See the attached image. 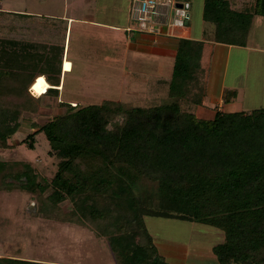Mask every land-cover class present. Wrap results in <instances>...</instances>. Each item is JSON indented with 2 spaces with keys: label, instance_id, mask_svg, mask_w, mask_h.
<instances>
[{
  "label": "trees",
  "instance_id": "trees-1",
  "mask_svg": "<svg viewBox=\"0 0 264 264\" xmlns=\"http://www.w3.org/2000/svg\"><path fill=\"white\" fill-rule=\"evenodd\" d=\"M253 15L264 17V0L240 11L226 0L202 3L214 43L243 46ZM35 49L0 40V149L11 146L20 115L35 112L39 98L60 87V73L52 78L32 70ZM201 49L200 41L177 40L169 79L149 86L164 94L163 103H60L62 114L21 141L31 150L42 133L48 154L57 159L51 178L38 179L26 162L0 161V191L27 192L37 212L104 238L113 264H166L144 217L221 231L222 242L211 248L216 264H264V108L225 112L213 106L211 119L196 118L191 109L204 96ZM40 78L45 87L39 93ZM32 85L41 96L28 95ZM0 264L53 263L1 256Z\"/></svg>",
  "mask_w": 264,
  "mask_h": 264
},
{
  "label": "rangeland",
  "instance_id": "rangeland-1",
  "mask_svg": "<svg viewBox=\"0 0 264 264\" xmlns=\"http://www.w3.org/2000/svg\"><path fill=\"white\" fill-rule=\"evenodd\" d=\"M226 1L230 7L234 0ZM240 1L247 3L248 7L253 5V0ZM131 2L0 0V40L34 45L36 49L31 68L37 73L43 72L44 77L56 78L61 74L64 60L71 67L63 71L56 93L39 98L35 112L20 115L19 128L9 141L11 146L0 149V161L26 162L34 169L38 179L47 181L55 171L57 159L48 154L42 133L34 136L31 150L26 149L21 141L44 122L62 114L64 107L60 103L86 106L109 100L127 107H145L165 101L164 94L156 95L155 99H152V95L144 94L151 93L149 84L170 76L172 47L166 50L165 55L151 53L144 57L142 53L133 55L128 50V43L131 42L124 28L136 27V23L127 19L130 17ZM180 3L189 19L182 28L174 27V34L180 38H187L190 34L195 40L210 36L213 25L200 17L203 0H181ZM110 26L117 27V30ZM118 34L123 36L120 41L117 40ZM206 57L204 49L202 58L205 67ZM233 57L238 56L232 54L228 62L225 88L221 93L222 99L227 101L221 105L223 111L248 112L264 108L262 94L255 91V97H251L248 92L251 83L249 75H241V64ZM212 65L211 70L215 72L214 76L211 74L215 78L212 82L218 86L221 75L217 72L221 68ZM44 84L43 80L40 83L38 79L36 91L45 87ZM234 84L238 88L235 97L230 94L233 90L228 88ZM211 106L213 103L208 91L203 107L209 112H203L199 119L212 116V110L208 109ZM193 109L191 112L194 114ZM61 208L66 210L67 204H62ZM143 223L166 264H216L211 248L222 242L221 231L202 224L164 218L144 217ZM1 256L41 259L53 264L114 263L104 238H96L90 231L63 222L51 214L37 212L34 197L19 190L0 191Z\"/></svg>",
  "mask_w": 264,
  "mask_h": 264
},
{
  "label": "crops",
  "instance_id": "crops-1",
  "mask_svg": "<svg viewBox=\"0 0 264 264\" xmlns=\"http://www.w3.org/2000/svg\"><path fill=\"white\" fill-rule=\"evenodd\" d=\"M247 6H248L247 3L241 2L240 0H234L230 5V7L236 11H240L241 9ZM236 7L240 9L238 10ZM128 18L130 20L129 16L127 17V19ZM110 27H112L113 30L114 28H116L115 30H117V27L114 26H110ZM127 28H131V27L124 28V32L128 34L127 38L131 42L128 43V50L133 52V55L142 53L143 57L145 55H151V53H156L158 55H165L166 50H169V48L171 47L173 53L175 50L177 40L183 39L180 38L178 34L177 35H175L176 33L174 34V27H162L159 35H150L135 31H126ZM211 35L206 37L203 36L201 38H198L197 40L191 37L190 34L187 38H184L193 41H200L202 43V49L199 60L200 73L198 75V78L200 83L202 84L204 96L202 99V105L196 106L193 109L194 116L196 115L197 117L196 116L195 117L198 119H199V115H204L203 112L205 111L209 112V110H204L203 107V100L206 96V93H208V91L211 94L213 106H215L217 110L223 111L221 105H223V103H226L227 101L222 99L221 93L224 90L223 88H225L224 78H226V74L228 72L227 71L229 64L228 62L230 61V58L234 53H236L238 57L237 58L233 57V59L239 60V64H241L243 70L241 75L244 77H247L249 75L251 82L248 85L249 94H251V97L254 98L255 97L254 95L256 94L255 91H257L262 94L261 100L264 101V17L259 15L252 16L246 32L245 44L243 46L214 43L210 40ZM117 38H118L117 40L120 41V39H123V36L118 34ZM209 45L210 47H208ZM204 49H206V55L208 56V58L206 57V63H205L206 67L203 63V58H202ZM212 63L216 64L217 67L219 66L221 68L220 72L219 71L217 72V74L221 75L218 86H215L214 83L212 82V79H215L213 78L215 72L211 70L213 68ZM68 65L69 62L67 60H64L63 61L64 72H66L68 68L71 69V67L70 66L68 67ZM63 71H61V74H59V78H60L59 84L61 83V76ZM211 74H213V76ZM169 77L167 79H169ZM156 81H160V80H156ZM153 83L149 85H153ZM206 85L207 88H205ZM228 88L230 90H233L231 93L233 94L234 97L238 95V91H237L238 88H236L235 84L229 86ZM159 94L161 93L151 91L150 94L145 93L144 95H152L154 96L152 99H155V96ZM211 107H209L208 109H211ZM234 112H238V111H234ZM212 115H213V111H212ZM211 118L212 116L205 120H209Z\"/></svg>",
  "mask_w": 264,
  "mask_h": 264
},
{
  "label": "built area",
  "instance_id": "built-area-1",
  "mask_svg": "<svg viewBox=\"0 0 264 264\" xmlns=\"http://www.w3.org/2000/svg\"><path fill=\"white\" fill-rule=\"evenodd\" d=\"M177 4L175 0H132L130 20L136 23V27L126 31L159 35L162 27H183L189 15L182 4L180 8ZM29 88L28 93L33 96Z\"/></svg>",
  "mask_w": 264,
  "mask_h": 264
},
{
  "label": "bare ground",
  "instance_id": "bare-ground-1",
  "mask_svg": "<svg viewBox=\"0 0 264 264\" xmlns=\"http://www.w3.org/2000/svg\"><path fill=\"white\" fill-rule=\"evenodd\" d=\"M34 87V85H32L31 86V93L33 94V96H35V97H39V96H41L42 94H36L35 93V90H33L32 88ZM46 91V90H45ZM44 94V93H43Z\"/></svg>",
  "mask_w": 264,
  "mask_h": 264
},
{
  "label": "water",
  "instance_id": "water-1",
  "mask_svg": "<svg viewBox=\"0 0 264 264\" xmlns=\"http://www.w3.org/2000/svg\"><path fill=\"white\" fill-rule=\"evenodd\" d=\"M176 6H177L178 8H180L182 5L179 3V4H177Z\"/></svg>",
  "mask_w": 264,
  "mask_h": 264
},
{
  "label": "flooded vegetation",
  "instance_id": "flooded-vegetation-1",
  "mask_svg": "<svg viewBox=\"0 0 264 264\" xmlns=\"http://www.w3.org/2000/svg\"><path fill=\"white\" fill-rule=\"evenodd\" d=\"M59 67H60V63H59Z\"/></svg>",
  "mask_w": 264,
  "mask_h": 264
}]
</instances>
